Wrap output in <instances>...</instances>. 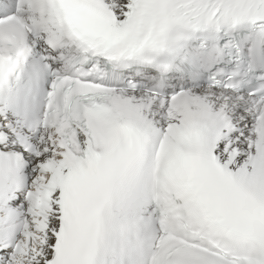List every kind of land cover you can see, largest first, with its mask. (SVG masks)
Returning a JSON list of instances; mask_svg holds the SVG:
<instances>
[{"label": "snow or ice", "instance_id": "obj_1", "mask_svg": "<svg viewBox=\"0 0 264 264\" xmlns=\"http://www.w3.org/2000/svg\"><path fill=\"white\" fill-rule=\"evenodd\" d=\"M0 264H264V0H0Z\"/></svg>", "mask_w": 264, "mask_h": 264}]
</instances>
